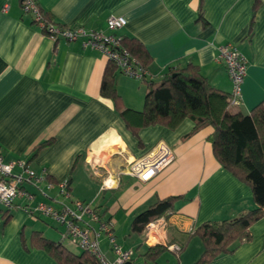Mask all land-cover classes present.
Listing matches in <instances>:
<instances>
[{"label":"crops","instance_id":"obj_1","mask_svg":"<svg viewBox=\"0 0 264 264\" xmlns=\"http://www.w3.org/2000/svg\"><path fill=\"white\" fill-rule=\"evenodd\" d=\"M5 1L8 7L3 11ZM36 1L57 24L69 28L107 31L109 15L124 16L126 24L117 33L138 39L149 51L148 81H157L167 71L191 63L211 85L229 92L230 78L217 55L219 45L231 42L246 57V74L242 103L230 111L248 113L264 103V0H258L255 7V0ZM107 63L103 54L83 47L79 39L54 41L32 22L18 0H0V148L5 161L24 160L43 174L40 186L48 194L44 196L25 184L35 193L32 201L16 197L9 210L0 205V264H58L47 251L31 246L30 237L38 230L49 238L41 220L57 232L56 240L62 226L25 209L57 196L55 186L46 188L48 182L67 179L71 196L94 203L102 219L111 221L116 241L134 251L143 242V235L138 234L136 245H127L124 240L128 236L123 242L117 238L116 223L122 218L131 222L158 198L180 195L167 227L168 241L185 243L176 255L177 264H193L202 252L200 239L188 238L191 228L208 220L232 219L256 207L249 185L213 156L211 126L189 135L193 127L189 118L174 128L161 124L142 127L139 145L114 100L101 94ZM114 81L121 106L141 110L147 81L118 69ZM46 140L49 142L36 148ZM159 140L175 153L170 165L146 182L120 174L127 162ZM13 170L19 171V167ZM107 177L114 180L113 185L101 188ZM250 233L251 238L233 252L208 264H264V216L250 226ZM108 249L107 241L102 251L111 259ZM133 257L130 264L142 260L135 252ZM159 259L157 264H161Z\"/></svg>","mask_w":264,"mask_h":264},{"label":"trees","instance_id":"obj_2","mask_svg":"<svg viewBox=\"0 0 264 264\" xmlns=\"http://www.w3.org/2000/svg\"><path fill=\"white\" fill-rule=\"evenodd\" d=\"M257 1L255 0L254 7ZM39 9L46 23L64 27L57 24L47 12L40 7ZM32 22L37 24L34 19ZM40 28L46 33L45 28ZM121 40L122 45L146 68L151 55L145 45L134 37H122ZM116 70L117 66L108 60L101 81V94L114 100L119 116L139 145V130L150 125L161 124L174 128L183 119L189 118L193 127L187 135L205 126L212 127L210 142L213 156L223 168L249 185L256 207L232 219L204 221L189 232L188 238L197 236L203 246L201 254L193 264H208L221 254L233 252L238 244L251 238L250 226L264 216V103H258L248 113L231 112L232 107L228 105L229 92L211 85L199 68L189 63L167 71L157 81H148L146 76L141 78L147 81V89L143 108L135 110L121 106V99L115 90ZM48 142L43 141L36 148ZM180 197L169 195L156 199L133 216L130 230L143 235L149 221L166 214L167 211L174 212L175 202ZM99 213L101 215L100 211ZM101 217L103 218L102 215ZM30 245L47 251L58 264H100L91 253L85 250L73 252L60 238H46L38 230L32 232ZM179 245L181 250L175 254L177 256L185 243ZM140 247L142 250H139ZM166 250L159 243L145 245L141 242L134 252L137 257H142L143 264H157Z\"/></svg>","mask_w":264,"mask_h":264},{"label":"built area","instance_id":"obj_3","mask_svg":"<svg viewBox=\"0 0 264 264\" xmlns=\"http://www.w3.org/2000/svg\"><path fill=\"white\" fill-rule=\"evenodd\" d=\"M20 5L25 13H29L39 27L46 30L54 41L64 38L67 41L79 39L83 47L95 49L103 54L107 60L113 62L120 73L140 79L147 75V69L142 67L123 45L122 36L117 30L126 24L122 15L111 14L106 19L107 31L87 29L84 27H58L55 23H46L42 19L41 11L36 0H20ZM8 7L7 1L3 3L2 10ZM217 58L226 67L230 78L229 107H237L242 103V83L246 74V57L231 42L219 45ZM175 160L173 149L163 140L157 141L147 152L127 162L120 170L135 177L140 182H146L155 177L162 169ZM19 167L15 172L14 167ZM44 179L43 174L36 173L28 167L26 161H5L0 148V205L4 209L14 206L16 197H24L28 202L32 201L35 193L27 190L24 185H29L44 196H48L41 188L40 183ZM109 177L102 181L101 188H109L113 185ZM57 188V196L51 198V202L39 201L34 205L25 207L28 212H35L50 218L62 226L60 240H67L76 245L80 250H85L96 257L100 264H126L132 263L134 250L124 248L117 241L110 220L102 219L96 206L90 202L73 198L70 193V183L67 179L56 183L48 182L46 188ZM50 198V197H49ZM172 211H167L149 221L143 231V242L147 245L159 243L174 254L181 250L178 243L167 240V227ZM192 231V228L189 232ZM104 235L108 241L109 250L113 257L109 259L100 247V237Z\"/></svg>","mask_w":264,"mask_h":264},{"label":"rangeland","instance_id":"obj_4","mask_svg":"<svg viewBox=\"0 0 264 264\" xmlns=\"http://www.w3.org/2000/svg\"><path fill=\"white\" fill-rule=\"evenodd\" d=\"M91 205L95 206L94 203H91ZM39 223L41 224V226L45 227V230H44L45 234L49 238H52V239H55V240L58 238V234H57V232L55 230H53L50 227L46 228L47 224L44 222V220L39 221ZM129 224H130V220H126L124 218L120 219V221L118 223H116L115 232H116V235H117V238L119 239V241L123 242V238L125 236H128V238L126 240H124V241H126V244L127 245L128 244L136 245L140 241V236L138 234H136V233H130ZM100 240H102V244H100L101 249H106V243H107L106 237L105 236H101ZM64 244L70 250H72L73 252H77V253L80 252V249L76 245L68 242L67 240H64ZM109 252L112 253L110 250H109ZM108 256H110V254H108ZM166 259H168V260L166 261ZM141 261H142L141 258H138L136 260L135 264H141ZM159 262L161 264H177L176 263L177 262V257H176L175 254H172V252H165L160 257Z\"/></svg>","mask_w":264,"mask_h":264},{"label":"water","instance_id":"obj_5","mask_svg":"<svg viewBox=\"0 0 264 264\" xmlns=\"http://www.w3.org/2000/svg\"><path fill=\"white\" fill-rule=\"evenodd\" d=\"M126 264H130V263L128 262V263H126Z\"/></svg>","mask_w":264,"mask_h":264}]
</instances>
